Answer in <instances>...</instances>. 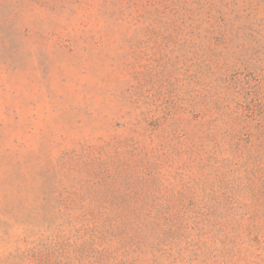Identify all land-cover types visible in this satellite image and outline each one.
Returning a JSON list of instances; mask_svg holds the SVG:
<instances>
[{
	"label": "rangeland",
	"instance_id": "374dc122",
	"mask_svg": "<svg viewBox=\"0 0 264 264\" xmlns=\"http://www.w3.org/2000/svg\"><path fill=\"white\" fill-rule=\"evenodd\" d=\"M0 264H264V0H0Z\"/></svg>",
	"mask_w": 264,
	"mask_h": 264
}]
</instances>
